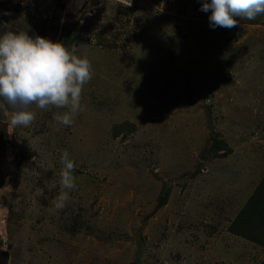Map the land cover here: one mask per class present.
Instances as JSON below:
<instances>
[{
  "label": "rangeland",
  "instance_id": "1",
  "mask_svg": "<svg viewBox=\"0 0 264 264\" xmlns=\"http://www.w3.org/2000/svg\"><path fill=\"white\" fill-rule=\"evenodd\" d=\"M203 2L0 0V36L94 70L70 126L0 109V264H264L231 232L264 182V14L212 28ZM63 149L76 187L54 211Z\"/></svg>",
  "mask_w": 264,
  "mask_h": 264
},
{
  "label": "clouds",
  "instance_id": "2",
  "mask_svg": "<svg viewBox=\"0 0 264 264\" xmlns=\"http://www.w3.org/2000/svg\"><path fill=\"white\" fill-rule=\"evenodd\" d=\"M201 11H211L212 28L231 29L238 24L236 17L254 20L264 14V0H204ZM77 51L76 45L69 49L62 42L24 31L0 36V109H13L9 126L29 127L36 119L31 105L40 110L66 109L53 119L64 126L74 123L84 110L83 88L94 75L91 61ZM60 164V192L51 201L54 211L63 210L76 187V165L66 149L61 150Z\"/></svg>",
  "mask_w": 264,
  "mask_h": 264
},
{
  "label": "trees",
  "instance_id": "3",
  "mask_svg": "<svg viewBox=\"0 0 264 264\" xmlns=\"http://www.w3.org/2000/svg\"><path fill=\"white\" fill-rule=\"evenodd\" d=\"M231 232L264 247V182L231 225Z\"/></svg>",
  "mask_w": 264,
  "mask_h": 264
},
{
  "label": "built area",
  "instance_id": "4",
  "mask_svg": "<svg viewBox=\"0 0 264 264\" xmlns=\"http://www.w3.org/2000/svg\"><path fill=\"white\" fill-rule=\"evenodd\" d=\"M22 1H28V0H22Z\"/></svg>",
  "mask_w": 264,
  "mask_h": 264
}]
</instances>
